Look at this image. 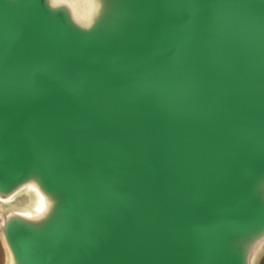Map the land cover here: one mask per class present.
I'll return each mask as SVG.
<instances>
[{
	"label": "water",
	"instance_id": "water-1",
	"mask_svg": "<svg viewBox=\"0 0 264 264\" xmlns=\"http://www.w3.org/2000/svg\"><path fill=\"white\" fill-rule=\"evenodd\" d=\"M0 203L6 264H259L264 0H0Z\"/></svg>",
	"mask_w": 264,
	"mask_h": 264
},
{
	"label": "rangeland",
	"instance_id": "rangeland-1",
	"mask_svg": "<svg viewBox=\"0 0 264 264\" xmlns=\"http://www.w3.org/2000/svg\"><path fill=\"white\" fill-rule=\"evenodd\" d=\"M7 213V210L5 209L4 205L0 203V226L1 223ZM7 263V256L4 247L2 246L1 237H0V264H6ZM259 264H264V255L259 260Z\"/></svg>",
	"mask_w": 264,
	"mask_h": 264
},
{
	"label": "bare ground",
	"instance_id": "bare-ground-1",
	"mask_svg": "<svg viewBox=\"0 0 264 264\" xmlns=\"http://www.w3.org/2000/svg\"><path fill=\"white\" fill-rule=\"evenodd\" d=\"M28 194V193H27ZM29 196H30V194H29ZM3 204L5 205V206H7L8 208L9 207H11V208H14L15 206H16V204H17V200H16V198L15 197H11V198H9V199H6V200H3ZM33 202V198H31V201H29V202H27L28 204H37V203H32ZM30 206V205H29ZM38 206H39V204H37L36 205V207L35 208H38Z\"/></svg>",
	"mask_w": 264,
	"mask_h": 264
}]
</instances>
